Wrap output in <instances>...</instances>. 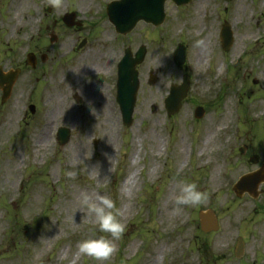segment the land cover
Wrapping results in <instances>:
<instances>
[{
    "label": "rangeland",
    "instance_id": "374dc122",
    "mask_svg": "<svg viewBox=\"0 0 264 264\" xmlns=\"http://www.w3.org/2000/svg\"><path fill=\"white\" fill-rule=\"evenodd\" d=\"M198 1L180 9L167 3L161 29L139 26L116 43L109 32L94 42L86 30L61 23L71 11L90 17L97 9L89 2L61 0L48 14L47 0H0V67L23 70L6 105L0 90V264H96L77 251L78 241L101 235L80 206L83 192L112 198L126 225L106 264H264V184L257 200L232 192L240 176L264 164V0ZM225 22L235 37L229 52L220 41ZM206 36L208 61L199 67L194 41ZM141 45L148 55L138 68L134 121L125 127L115 100L117 64L127 47ZM179 45L186 70L175 66ZM30 52L39 56L36 70L25 66ZM185 73L191 91L168 117L164 100ZM105 98L114 113L109 143L107 111L98 109ZM198 106L206 110L201 120L193 117ZM60 127L71 130L63 147ZM132 174L136 185L125 189ZM181 180L195 182L207 198L177 213ZM208 208L221 225L210 235L198 220ZM238 237L246 241L242 262L234 258Z\"/></svg>",
    "mask_w": 264,
    "mask_h": 264
},
{
    "label": "water",
    "instance_id": "95a60500",
    "mask_svg": "<svg viewBox=\"0 0 264 264\" xmlns=\"http://www.w3.org/2000/svg\"><path fill=\"white\" fill-rule=\"evenodd\" d=\"M179 6H183L192 0H172ZM229 1V0H228ZM167 0H121L108 6V14L111 22L117 28L119 33L127 36L137 23L141 20L151 22L156 26L162 24L165 20V4ZM52 7L50 6V9ZM72 17L65 18L67 23H70ZM222 44L224 50L228 51L233 44V32L231 27L226 23L221 31ZM56 39V38H54ZM146 56V48L142 47L139 52L133 57L131 51L126 50V55L120 62L119 68V81H118V102L121 106L124 124L131 126L133 123L134 108L137 101V93L140 88L139 74L135 67L143 63ZM178 60L181 64L185 62V55L183 49L178 52ZM36 58L33 54L28 56V62L35 66ZM20 70L12 71L4 74L0 69V87L3 90V103H5L11 96L13 85L15 84ZM190 78L184 77V82L181 86H173L171 95L166 100V107L169 115H174L179 112L182 101L187 97L190 90ZM204 110L199 108L196 112L197 118L203 117ZM68 129H61L59 132L60 144L65 145L70 141L71 134ZM264 182V170H259L252 174L242 176L239 182L234 186L233 190L242 197L244 193H249L252 197L259 196V185ZM201 229L205 233L218 231L219 222L216 213L213 210L201 212L200 215ZM244 243L240 239L236 250V256L242 258L244 253Z\"/></svg>",
    "mask_w": 264,
    "mask_h": 264
},
{
    "label": "clouds",
    "instance_id": "9594fccd",
    "mask_svg": "<svg viewBox=\"0 0 264 264\" xmlns=\"http://www.w3.org/2000/svg\"><path fill=\"white\" fill-rule=\"evenodd\" d=\"M49 6L59 8L61 0H48ZM194 47L203 49L206 41L203 38L194 41ZM68 175L71 177L72 173ZM207 194L198 188L195 182L181 180L178 194L175 197L174 212L179 213L185 207H194L205 202ZM79 203L86 214L95 216L101 235L88 237L78 241L77 251L85 257L96 261V264H106L116 251V241H119L126 229V225L119 218L120 212L115 201L100 193H81ZM53 222V221H52ZM54 223V222H53Z\"/></svg>",
    "mask_w": 264,
    "mask_h": 264
},
{
    "label": "bare ground",
    "instance_id": "6f19581e",
    "mask_svg": "<svg viewBox=\"0 0 264 264\" xmlns=\"http://www.w3.org/2000/svg\"><path fill=\"white\" fill-rule=\"evenodd\" d=\"M29 1V0H28ZM207 0H201V1H198V6L199 7H203L206 5V2ZM211 37V36H210ZM205 41H206V47L203 48V49H200V52L198 53L197 55V59H198V65L199 67H203L205 65V63H207L208 61V51H209V37L206 36L203 38ZM98 109L99 111H102L104 113H106V116L108 115V118L111 117V119H105V124L102 126L103 130H104V134H105V137H106V140L104 141L105 143H109V141H111V136H110V130L107 129V125L110 124V128L114 125V118L111 116V112L112 114L114 115L113 113V110H111V104L109 103V101L107 100V98L103 99L102 100V103H99L98 105ZM49 122H46L42 129H41V133L39 134V138H40V144H45V142L47 141V136L46 134L48 133V129H49ZM106 145V144H105ZM185 166V163L182 164V167ZM221 167L219 166L218 167V170L220 169ZM136 175L135 174H132L128 180L125 181V184H124V187L125 189H129L131 190L135 185H136ZM176 188V187H175ZM175 188H173L171 190V193L173 194L174 191H175ZM160 262H158L157 260L155 261V263L153 264H159Z\"/></svg>",
    "mask_w": 264,
    "mask_h": 264
},
{
    "label": "flooded vegetation",
    "instance_id": "af4514ba",
    "mask_svg": "<svg viewBox=\"0 0 264 264\" xmlns=\"http://www.w3.org/2000/svg\"><path fill=\"white\" fill-rule=\"evenodd\" d=\"M73 1H77V0H73ZM79 2H89L91 4L94 5V7L97 9V11H95V13H93L90 17L85 16L83 18L79 19V16L77 14L78 19L76 20L81 22V26L80 27H75V29H72V32H82L84 30L87 29V34L89 37H93L95 41L99 40L102 36L101 33H103V28L102 27H106V26H110L109 25V20L106 17L107 16V12L106 9L109 3L113 2V1H117V0H78ZM89 19H88V18ZM143 26H147V27H151L149 25L146 24H142ZM111 27V26H110ZM112 28V27H111ZM112 33H115L114 29L112 28ZM119 36L117 37V40H119Z\"/></svg>",
    "mask_w": 264,
    "mask_h": 264
}]
</instances>
